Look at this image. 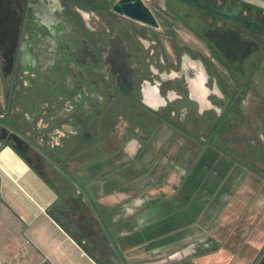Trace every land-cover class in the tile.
I'll list each match as a JSON object with an SVG mask.
<instances>
[{
	"label": "flooded vegetation",
	"instance_id": "1",
	"mask_svg": "<svg viewBox=\"0 0 264 264\" xmlns=\"http://www.w3.org/2000/svg\"><path fill=\"white\" fill-rule=\"evenodd\" d=\"M143 1L158 26L111 0H0V140L63 187L82 188L65 181L67 165L107 154L129 113L151 133L159 122L202 132L210 118L226 131L243 108L264 124V13L237 0ZM178 23L195 44L179 40ZM71 208L60 211L100 256L101 234L94 243Z\"/></svg>",
	"mask_w": 264,
	"mask_h": 264
},
{
	"label": "crops",
	"instance_id": "2",
	"mask_svg": "<svg viewBox=\"0 0 264 264\" xmlns=\"http://www.w3.org/2000/svg\"><path fill=\"white\" fill-rule=\"evenodd\" d=\"M237 1L264 13V0ZM253 125L246 137L253 151L246 154L247 166L219 152L214 173L211 166L185 173L158 169V152L148 151L152 144L134 139L120 153L80 159L75 178L82 188L75 193L99 234L115 245L102 239L101 255L121 264H248L236 248L193 242L201 237L199 225L215 221L199 223L196 210L208 215L206 203L216 198L225 200L217 208L224 209L233 237L250 230L255 261L264 248V150L255 142L257 131L264 143V124ZM54 206L61 210L58 189L0 140V264H100L85 239L80 243L50 214Z\"/></svg>",
	"mask_w": 264,
	"mask_h": 264
},
{
	"label": "rangeland",
	"instance_id": "3",
	"mask_svg": "<svg viewBox=\"0 0 264 264\" xmlns=\"http://www.w3.org/2000/svg\"><path fill=\"white\" fill-rule=\"evenodd\" d=\"M177 3V5L181 6L179 8L182 9L190 6L188 2ZM175 8H178V6ZM160 9L161 7L158 5V11H160ZM175 28L177 29L176 33L178 35L179 40L186 43L195 44L191 39V35L186 29H184V27L180 23L176 24ZM261 75L262 71L259 73V76ZM252 112L253 111H247V109L244 108L242 109V111L236 110L235 112H232L231 119H234V121L232 124H230L226 131H223V128L220 129L219 127V129L217 128V130H214L216 126L213 125L214 120H212L211 118L208 119L209 127L210 129H212L211 134L207 132L209 127L206 130H203L202 132H199V130H194V132H192L190 131L189 123H178L176 127L165 122H159L158 126L155 127V132L151 133L152 127L146 125L143 122V120H147L146 118H142L141 116L139 117L136 114L129 113L124 116L125 120H122V122H120L114 129L112 140L103 148V152H107V154L120 153L122 151V146H124L128 141L134 139L140 142L142 141L144 144H152L151 146H153V148L151 147L152 149L148 151L150 153L158 152V169L171 168L172 170L177 171L178 173H185L191 168H194L195 170L200 169L202 167L208 169L211 166L210 169H212L211 171L214 173L215 169H218L219 152H222L233 160L236 159L239 163H242L243 165L247 166V163H249V159L247 158L248 156L246 154L250 151L253 153V151L252 149H250L251 144L246 139L247 133L248 136H250V131H252V128L251 126L247 127L246 122L251 121V123H255V121H257L258 119L256 118V115ZM125 128H127V131L124 135V139L122 141H119V137H121V133ZM235 133L237 134L236 136H234ZM256 136L257 137H255V142L257 146H259L261 150H264V143H262L261 139H259L257 131ZM144 152L145 150L143 148L141 154ZM86 157L89 158L90 156L82 155L81 160L84 158L86 159ZM209 159L211 160L210 162L214 160V163H209V161H207ZM78 163L75 162L67 165L70 168L69 172L71 175H64L65 181H78L75 178V174L79 170ZM45 176L50 182L53 183L54 187H56L59 191L61 210H67L69 206L72 207L71 209H76L77 206L81 207L80 211H77L75 209L74 211L76 212L77 216H85V218H83L84 225L82 226V228L84 232L89 233L91 235L93 242L96 243V237L99 233H101V229L93 220L89 218V215L85 211V207H83L80 195H76V191L73 187H63L62 179L60 178V176H55L54 174L50 173L45 174ZM206 204V206H208L206 210L208 211V215L204 214V209H201L199 211L196 210L197 212H195L199 213V216L201 218L199 220V223L201 222V220L202 222H211V220H213L214 218L215 221L211 224V226H207L206 223L204 226L199 225L200 231L198 233L201 237L193 241L196 246L197 244L200 246L203 243H207L210 245V247H214L215 245H217L218 248L223 246L236 248V251H238L240 254L244 252V254L240 257H243L244 260H249L248 264H254L257 258H255L254 261V257H251L249 255L252 253V249L248 246L247 243L250 240L249 237L251 234L250 230L249 233L246 231L249 227L247 226L248 228H245L246 232L244 231L245 234L242 235H245V237H233L234 235H232V231H228L229 225L224 222V209L220 210L219 208H217V206H224L225 200L218 202L215 198L213 201H208V203ZM207 216L208 218H203ZM184 219L182 218V220ZM74 235L79 240L85 239L84 245L91 252V247L87 242L86 238L82 237L81 234L76 231L74 232ZM197 235L198 234H196V238ZM204 238L208 239L205 240ZM227 239H229L230 241H228ZM260 243L261 245H264V240L260 241ZM101 256L102 255H100L99 257Z\"/></svg>",
	"mask_w": 264,
	"mask_h": 264
},
{
	"label": "water",
	"instance_id": "4",
	"mask_svg": "<svg viewBox=\"0 0 264 264\" xmlns=\"http://www.w3.org/2000/svg\"><path fill=\"white\" fill-rule=\"evenodd\" d=\"M111 10L117 14L127 16L131 19H134L136 21L158 26L156 20L154 19L152 13L150 12L149 8L146 6L143 0H117L113 2L111 6ZM11 145V144H10ZM13 149L16 150V148L11 145ZM27 163L30 164L29 160H26ZM81 192V190H79ZM86 199V197H84ZM50 214L58 220L62 224H66L69 226L71 232H75V227L71 224V221L60 212V210L57 208V206H54L52 209H50ZM103 240L105 242L111 244V248L115 249V245L109 238V236L104 232L101 234ZM101 264H121L118 259L110 255L108 257L101 256L100 257ZM259 264H264V258H262L259 261Z\"/></svg>",
	"mask_w": 264,
	"mask_h": 264
},
{
	"label": "trees",
	"instance_id": "5",
	"mask_svg": "<svg viewBox=\"0 0 264 264\" xmlns=\"http://www.w3.org/2000/svg\"><path fill=\"white\" fill-rule=\"evenodd\" d=\"M217 128H218V125L216 124L214 130H217ZM60 224L62 225V227H64V228L69 232V228H68V226H67L66 224H62V223H60ZM70 234L73 235V236H75L74 233H72V232H70ZM82 240H83V239L78 240V241L81 243ZM97 261L101 264V262H100L99 260H97Z\"/></svg>",
	"mask_w": 264,
	"mask_h": 264
},
{
	"label": "built area",
	"instance_id": "6",
	"mask_svg": "<svg viewBox=\"0 0 264 264\" xmlns=\"http://www.w3.org/2000/svg\"><path fill=\"white\" fill-rule=\"evenodd\" d=\"M115 1H117V0H111L112 3L115 2Z\"/></svg>",
	"mask_w": 264,
	"mask_h": 264
}]
</instances>
